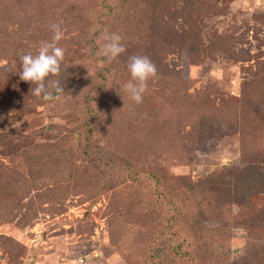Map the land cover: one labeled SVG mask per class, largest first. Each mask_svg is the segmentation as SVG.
Wrapping results in <instances>:
<instances>
[{"label":"rangeland","instance_id":"374dc122","mask_svg":"<svg viewBox=\"0 0 264 264\" xmlns=\"http://www.w3.org/2000/svg\"><path fill=\"white\" fill-rule=\"evenodd\" d=\"M43 3L0 10V264H148L156 248L165 260L167 236L196 223L188 195L211 200L199 221L211 233L192 230L200 264H264V0H130L137 11L105 24L127 47L111 63L83 52L95 36L100 53V0ZM52 23L69 82L85 87L28 107L35 85L19 56L50 40ZM133 54L157 67L139 104L123 88ZM118 65L120 84L98 91L96 71Z\"/></svg>","mask_w":264,"mask_h":264},{"label":"trees","instance_id":"16d2710c","mask_svg":"<svg viewBox=\"0 0 264 264\" xmlns=\"http://www.w3.org/2000/svg\"><path fill=\"white\" fill-rule=\"evenodd\" d=\"M27 1L28 0H3L5 5H8V7L7 8H0V10L1 11H3V10L8 11L9 9H11L12 6H16V8H21V9H23V7H24V9H25V7L27 5ZM129 1L130 0H100L101 10H99L98 14L96 15V17L94 19V22H93L94 29L100 30V29L104 28V30H105V27H106L105 24L106 23L112 24L115 22L116 19L117 20L118 19H121V20L124 19L126 13H128V14L130 13L126 10L127 9L126 7H130V6L133 7L134 6L133 4H129ZM40 3H41L40 7L45 5V3L42 4V0H40ZM155 4H158V2L155 1ZM174 4H177V0H174ZM20 5H22V6H20ZM133 9L135 12L139 9V7L134 6ZM3 14H4V12H3ZM43 18H44V14L42 12L40 13L38 11L37 21L40 23ZM182 19L184 21H186L187 23L190 22L188 15H184V17ZM27 27H28V25H27ZM83 28H85V26H83ZM97 30L94 33V35H98V33H100ZM48 31H50V27L48 28ZM0 32H5V31L1 30ZM98 47L99 46L97 43V38L95 36H91L87 40V42L85 43V46L83 49L85 58L87 60L90 59L91 61H94V62H99V60H102L103 57H101V55L98 54V50H99ZM62 66H63V64H62ZM116 68H119L118 73H117L116 69H114V70L109 69L106 74H103L99 70L96 71L95 76H96V79L98 80V84H97L96 88H98L99 85L108 84L107 81H110V80H112L110 82L111 84H114L115 86L119 85L120 80H123L122 78L124 77V74L126 73V71L122 72L121 70H123V69H121V67H119V65L116 66ZM62 70H64V71H62ZM62 70H61V74L63 73V77H60V79L63 80V78H64V81H63L64 93H67V91H70L71 94H77L79 91L84 90L85 86L81 85L79 82H74V83L69 82L68 76H67L69 70H66L65 68H62ZM51 79H55V77H50L49 80H51ZM256 88L258 90V87H256ZM100 89L101 88L99 87L97 90L100 91ZM260 90H264V88H260ZM255 92H257V91L255 90ZM175 93H176V91L174 90L173 94H175ZM263 93H264V91L259 96L263 97L264 96ZM260 99H262V98H260ZM37 101L41 102V103L46 102V100H44L40 97L33 98V99H31V102L28 104V107L33 106V103H35ZM222 110L225 111V109H222ZM221 112H223V111H221ZM230 113H232V112H230ZM216 121H218V117L215 120H213L214 123ZM109 162H110V159H109ZM88 167L94 169V171L92 173L95 174L96 176L102 175V172L98 170V167L95 164H91V167L90 166H88ZM172 180H181V178L175 176L174 179H172ZM208 181L211 182V180H208ZM173 182H174L173 183L174 186L179 185L180 190L186 191V193H188L193 187H195L197 185V184H194L190 187L191 184H188V183L185 184L184 181H180L177 183L175 181H173ZM31 183H33V184L31 185ZM31 183H29L28 186H33V187L36 186L37 187V185H38L37 181L31 182ZM169 186H172V185L169 184ZM241 186H242V188L240 189V191L242 189L246 188V186H243L242 184H241ZM201 195H202V197L211 198V196H206L205 194H201ZM195 198H197V196L188 195L187 199H185V202H187V205H189V207H191V208L189 209L188 213L184 214V217L189 218V219L192 218L196 222L193 226H189V228H188L189 233L188 234H186V233L182 234L181 230H179L177 228L176 231H174L171 236H167L168 239L173 240L170 255L167 252V258H165V260H163V258H162V260H161V253H162L163 249L160 250L159 248H156L154 251L151 252L150 257H148V259H147L148 264H154L153 263L154 259H158V261H160L157 264H163V262H165L166 264H176L181 259H186L187 261L191 262V264H200L201 260L199 259V257L196 256V253L198 250H196V248H195L194 237H193L194 233L192 230L198 229L201 234H206V235L208 233H211V229L203 228L199 222L201 216L204 215V212H205L204 210H206L207 207L210 206L211 200L200 201L199 203H197V202H194ZM191 202L196 204V205L189 204ZM212 203H214V202H212ZM200 204H202V205H200ZM207 211L209 212V210H207ZM180 217L181 216H175V217L170 216L166 220L168 226L172 227V226L177 225L178 219ZM207 217H209V216H207ZM109 229H112L110 231V235H112V237H113V234H115V238H116L115 242L118 244L119 239H120L118 236L119 233L115 231L114 226L113 227L110 226ZM113 230H114V232H113ZM116 234H117V236H116ZM262 254L263 255L261 257L264 259V250H263ZM239 264H241V263H239Z\"/></svg>","mask_w":264,"mask_h":264},{"label":"clouds","instance_id":"9594fccd","mask_svg":"<svg viewBox=\"0 0 264 264\" xmlns=\"http://www.w3.org/2000/svg\"><path fill=\"white\" fill-rule=\"evenodd\" d=\"M49 27L52 33L50 40L41 41L35 54L28 52L19 56L20 79L35 85L31 89L32 94L46 101L64 93V78L62 80L60 76L66 54V49L59 43L64 37L61 25L52 23ZM102 40L99 54L109 63L127 52L123 37L118 32L105 30ZM127 70L130 79L123 85L124 91L131 101L139 104L147 90L148 81L157 76V67L147 55L133 54L128 56ZM50 77L55 79L49 80Z\"/></svg>","mask_w":264,"mask_h":264}]
</instances>
